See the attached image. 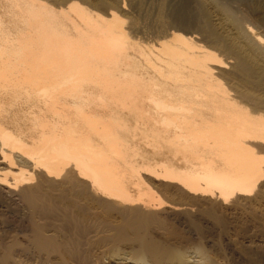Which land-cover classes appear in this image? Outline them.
<instances>
[{"label": "bare ground", "instance_id": "1", "mask_svg": "<svg viewBox=\"0 0 264 264\" xmlns=\"http://www.w3.org/2000/svg\"><path fill=\"white\" fill-rule=\"evenodd\" d=\"M90 2L0 0V207L23 232L0 264H224L197 220L264 195V94L225 81L248 59L178 27L144 45Z\"/></svg>", "mask_w": 264, "mask_h": 264}, {"label": "rangeland", "instance_id": "2", "mask_svg": "<svg viewBox=\"0 0 264 264\" xmlns=\"http://www.w3.org/2000/svg\"><path fill=\"white\" fill-rule=\"evenodd\" d=\"M97 1L88 0L94 6ZM104 1L108 4L112 1L110 5L116 3L117 6H120L118 10L122 17L126 19V29L130 30L133 38L144 45L158 43L164 37V34L168 32V29L172 31L178 27L183 33H194L201 44L214 49L228 63L226 71H236L238 73L237 66L243 60L248 59V65L253 61L254 66L251 63L243 71L245 73H238V80L225 81L233 92L237 89H246L252 93L264 94V72L257 70L258 68L255 66L256 63L264 64V0ZM123 2H125L124 6ZM180 14L184 17H180ZM249 26L260 34L263 38L262 43L254 38L253 33L249 31ZM165 31L167 32L165 33ZM252 66L253 69H251ZM249 73L253 74L252 78L251 75L249 77ZM242 78L244 79L242 80ZM237 201L238 206L234 209L219 204L203 205L204 209L212 211L215 217L220 218L223 221L222 223H218L215 219L211 220L206 215H200L201 221L197 220V222L200 224L201 231L210 230L213 233L218 243L214 252L219 256L220 261L223 260L222 263L225 264L227 261L220 254L229 255L233 252V254L236 253L234 264H243V262L244 264H251V262L248 263L250 260L252 264L254 261L258 264H264V195H252ZM0 210L1 243L5 246L12 237L21 241L23 232L16 215L11 213L5 206H1ZM192 215L194 214H182L185 217ZM166 220L179 228V231L183 230V226L179 224L175 213L167 217ZM229 242L231 244H228ZM249 244H259L260 249L250 251ZM2 252L3 249L0 250V254ZM240 255L242 258L246 256L243 262L241 259L239 260ZM117 261L136 264L129 259L118 258ZM197 261H199V257L193 250H190L186 264H196Z\"/></svg>", "mask_w": 264, "mask_h": 264}]
</instances>
